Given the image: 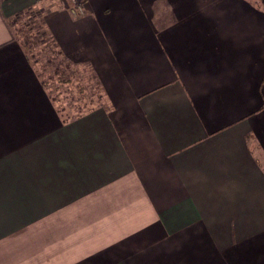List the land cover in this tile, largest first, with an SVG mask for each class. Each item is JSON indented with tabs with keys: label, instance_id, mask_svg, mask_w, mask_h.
Masks as SVG:
<instances>
[{
	"label": "crops",
	"instance_id": "0c3cea01",
	"mask_svg": "<svg viewBox=\"0 0 264 264\" xmlns=\"http://www.w3.org/2000/svg\"><path fill=\"white\" fill-rule=\"evenodd\" d=\"M82 4L0 0V264L263 253L264 0ZM36 9L44 62L9 22ZM74 81L108 104L66 117Z\"/></svg>",
	"mask_w": 264,
	"mask_h": 264
},
{
	"label": "rangeland",
	"instance_id": "374dc122",
	"mask_svg": "<svg viewBox=\"0 0 264 264\" xmlns=\"http://www.w3.org/2000/svg\"><path fill=\"white\" fill-rule=\"evenodd\" d=\"M70 6H69V12L72 16L76 17L78 16L77 12H72L71 9L75 8L77 4L82 5L83 0H69ZM42 10L36 9V10H27L24 11L23 13H20L16 17H13L10 19V23L15 24V27L21 28L23 31V41H27L30 43L31 47L35 48L37 51L36 53L32 54H37L39 55V61L44 62L45 61V53H44V46H43V41L41 39V34L37 32V27L38 23L33 19L35 17L36 12H41ZM81 15V14H80ZM29 29V31H28ZM30 32V33H29ZM19 34L21 35V30H19ZM49 71H52V67H48V69L44 70L41 69L40 73H47ZM54 77V76H53ZM54 85H56L55 88H53V92L55 89L58 87V89L62 90L63 93L58 96L56 94V97L58 99L57 104L59 107H62L64 110L63 113L67 115H76L78 114L81 110L85 111L84 109H90L96 105H99V103H103L100 105H107V101H102L97 99V95H92L90 90L87 85H77L78 83L74 81L71 84H64V85H59L58 83L53 82ZM53 85V86H54ZM79 87L82 88V91L79 90ZM61 93V91H58ZM66 95V97H64ZM72 97V98H70ZM262 108L264 107L261 106ZM260 234L264 233V230H261L259 232ZM248 241V240H247ZM246 239L241 240L238 244L233 243L229 244L226 247L223 248H217L216 251L219 253L221 258L223 259L224 264H264V252L263 253H256L252 255L250 252H246V250L250 247V245H245L241 246L243 244H247ZM221 247V246H218ZM243 250V253L241 256L243 257L240 258L239 255H237L236 251ZM253 257L252 259H250ZM241 259V260H240ZM240 260V261H239ZM180 264H188L187 262L181 261Z\"/></svg>",
	"mask_w": 264,
	"mask_h": 264
},
{
	"label": "trees",
	"instance_id": "16d2710c",
	"mask_svg": "<svg viewBox=\"0 0 264 264\" xmlns=\"http://www.w3.org/2000/svg\"><path fill=\"white\" fill-rule=\"evenodd\" d=\"M23 47H25V49H26V47H27V45H23ZM33 55V54H32ZM54 72H56V74H57V76L58 77H62L61 79H63V82H65V81H68V79H66L67 77L63 74V72H61V71H59V70H54ZM53 76H54V74H51V73H41V79H42V84L46 87H50V82H49V80L51 81V79L53 78ZM66 77V78H65ZM50 89V88H49ZM53 98H55L54 96H53ZM63 110V109H62ZM77 115V114H76ZM72 116H74V115H67L66 114V117H72Z\"/></svg>",
	"mask_w": 264,
	"mask_h": 264
},
{
	"label": "built area",
	"instance_id": "2783aa9c",
	"mask_svg": "<svg viewBox=\"0 0 264 264\" xmlns=\"http://www.w3.org/2000/svg\"><path fill=\"white\" fill-rule=\"evenodd\" d=\"M72 12H77V15H80L83 13V4H77L75 8L71 9Z\"/></svg>",
	"mask_w": 264,
	"mask_h": 264
}]
</instances>
